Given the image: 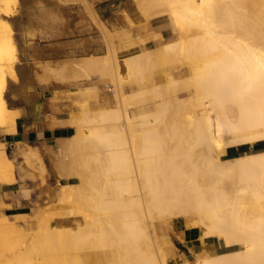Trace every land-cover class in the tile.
I'll list each match as a JSON object with an SVG mask.
<instances>
[{"label":"bare ground","instance_id":"obj_1","mask_svg":"<svg viewBox=\"0 0 264 264\" xmlns=\"http://www.w3.org/2000/svg\"><path fill=\"white\" fill-rule=\"evenodd\" d=\"M134 2L147 18L164 17L172 38L120 58L113 32L92 13L108 50L71 68L111 78L115 105L85 102L78 115L54 116L47 141L56 142L60 202L41 217L26 258L8 263L264 264V0ZM18 3L0 0V125L12 130L19 109L5 92L19 58L8 16ZM43 68L66 77L67 65ZM31 105L38 124L43 103ZM67 123L73 132L61 136ZM245 141L262 146L242 150ZM6 173L15 178L0 147V178ZM67 216L78 226L53 224ZM177 217L225 250L171 263L160 228Z\"/></svg>","mask_w":264,"mask_h":264},{"label":"rangeland","instance_id":"obj_2","mask_svg":"<svg viewBox=\"0 0 264 264\" xmlns=\"http://www.w3.org/2000/svg\"><path fill=\"white\" fill-rule=\"evenodd\" d=\"M94 11L96 17L113 32L115 49L120 58L121 55L137 48L157 47L173 35L170 29L163 25L164 17L147 18L138 10L134 0H19L13 7V13L8 16L18 43V80L9 78L5 97L9 106L13 104L11 100L17 99L16 103L22 104L25 109L29 107L26 116L19 120L30 121V124L34 123V127L36 124L38 137L43 133L44 127L52 126L54 116L68 117L73 112L78 115L85 102H90L88 104L92 107L101 104L115 105L111 78L105 75L102 77L99 72H90V77L83 72L85 76L81 73V77V70L77 72L71 68L73 62L81 61L85 55L103 54L108 50V42L104 43L107 41L106 36L104 37L105 34L95 22L96 19L92 18ZM44 65L56 66L59 69L67 65L65 70L71 73L67 74L65 71L66 77L62 76L63 73L50 76L45 73ZM181 69L182 66H178L173 70L178 72ZM75 72L80 77L75 78L77 74L71 76ZM34 99L43 103V120L41 118L42 123L38 124L33 122L35 117L31 112ZM70 126L72 124H65L60 132L72 133L73 128ZM1 130L12 133L17 129L12 130L0 125ZM230 138L229 134H226V139ZM45 143L46 152L42 150L39 141L18 142L10 146H7L6 142L0 144L13 162L16 176V179L11 178L6 173L4 178H0V189L7 191L5 199L0 196V264H9L8 262L14 260L17 255L26 258L28 250L38 242L41 217L45 216L49 206L56 207L55 203L60 200L59 176L54 165V159L56 160L58 155L55 144L49 141ZM235 146L228 145L226 154L234 155ZM261 146L259 141L241 143L242 150L259 149ZM25 149H33L40 156L29 162L23 154ZM10 186H17L18 190L9 194ZM24 195L29 197L25 203L27 206L16 207L13 202H6L13 197L19 200ZM79 222L80 220L69 216L67 219L60 217L53 221V224L76 227ZM185 230L199 235L194 239L195 242L186 240ZM200 233V227L191 228L180 217L163 224L160 234L170 252L169 261L172 263L174 260H192L206 253L215 254L225 250L217 237H214L215 248L207 250L203 244L204 237ZM19 251L22 252L20 255ZM16 252L17 254H14Z\"/></svg>","mask_w":264,"mask_h":264},{"label":"crops","instance_id":"obj_3","mask_svg":"<svg viewBox=\"0 0 264 264\" xmlns=\"http://www.w3.org/2000/svg\"><path fill=\"white\" fill-rule=\"evenodd\" d=\"M16 100L17 99L11 100V102H13V104H10V106L12 108L20 109V112H21V115L17 118V130L12 132V133H9V132L5 133V131L1 130L0 131V144H5V142H6L7 146H10V145H16L18 142L39 141L42 150L45 151L46 150L44 147L46 145L45 141H47L48 138L54 136V134H55L54 130L51 127L50 128L44 127L43 133L40 134V136L38 137L37 130L33 126V124H30V121L19 120L20 118H22V116H26V114L29 112V107L27 109H25L22 104L16 103ZM29 125H31V126H29ZM52 131H53V135H52ZM60 135L64 136L66 134L65 133L63 134L60 132ZM51 142H53V143H51ZM51 142H50L51 144L56 145L55 141H51ZM30 145H32V144H30ZM32 146H34V145H32ZM15 179H16V176H15ZM16 189L18 190L17 186H15V188L10 186L8 188L9 194H10V192L15 193ZM6 193H7V191L5 189H3V188L0 189V196L2 199H5ZM28 200H29V197L24 195V196H21V198L19 200L16 197H13L12 200H7L6 202H13L16 205V207L17 206L24 207V206H27L25 203ZM19 201H21V202L19 203ZM184 235H185V238L187 241H192V242H195L194 239L198 238V236H199V235H197L191 231H187V230L184 231ZM199 242L202 243L200 240H199ZM203 244H205V247L207 250H212L216 246L214 237L204 238Z\"/></svg>","mask_w":264,"mask_h":264},{"label":"water","instance_id":"obj_4","mask_svg":"<svg viewBox=\"0 0 264 264\" xmlns=\"http://www.w3.org/2000/svg\"><path fill=\"white\" fill-rule=\"evenodd\" d=\"M53 133V132H52Z\"/></svg>","mask_w":264,"mask_h":264}]
</instances>
